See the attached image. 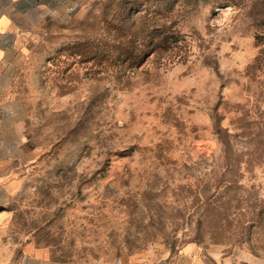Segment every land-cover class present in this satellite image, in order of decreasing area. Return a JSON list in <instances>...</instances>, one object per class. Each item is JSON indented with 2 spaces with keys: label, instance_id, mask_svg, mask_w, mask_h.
<instances>
[{
  "label": "rangeland",
  "instance_id": "374dc122",
  "mask_svg": "<svg viewBox=\"0 0 264 264\" xmlns=\"http://www.w3.org/2000/svg\"><path fill=\"white\" fill-rule=\"evenodd\" d=\"M139 17L178 43L81 58ZM6 69L26 143L0 165V264L264 263V0H65Z\"/></svg>",
  "mask_w": 264,
  "mask_h": 264
},
{
  "label": "crops",
  "instance_id": "0c3cea01",
  "mask_svg": "<svg viewBox=\"0 0 264 264\" xmlns=\"http://www.w3.org/2000/svg\"><path fill=\"white\" fill-rule=\"evenodd\" d=\"M64 2L65 0H0V165L7 164L12 158L23 157L26 143L23 107L17 99L9 95L10 85L7 83L6 69V62L11 49L21 32V22L39 10L59 9ZM17 264L51 263L44 261L38 256L31 255ZM177 264L264 263L251 258H211L207 257L198 247L188 246L183 250L182 256Z\"/></svg>",
  "mask_w": 264,
  "mask_h": 264
},
{
  "label": "trees",
  "instance_id": "16d2710c",
  "mask_svg": "<svg viewBox=\"0 0 264 264\" xmlns=\"http://www.w3.org/2000/svg\"><path fill=\"white\" fill-rule=\"evenodd\" d=\"M139 17L140 23L133 21L125 27L115 28L112 24L111 34L108 38L98 41L97 44H90L81 47V58L92 57L100 58L102 63L115 61L118 64L141 65L143 57L139 56V50L142 42H148L150 49V57L155 53H167L178 41L175 33L167 28L158 27L153 20H145ZM164 36V37H163Z\"/></svg>",
  "mask_w": 264,
  "mask_h": 264
}]
</instances>
